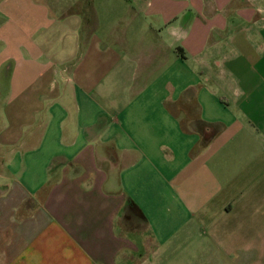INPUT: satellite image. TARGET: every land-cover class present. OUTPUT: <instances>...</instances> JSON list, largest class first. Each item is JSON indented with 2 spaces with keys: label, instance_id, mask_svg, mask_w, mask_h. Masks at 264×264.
Here are the masks:
<instances>
[{
  "label": "crops",
  "instance_id": "obj_1",
  "mask_svg": "<svg viewBox=\"0 0 264 264\" xmlns=\"http://www.w3.org/2000/svg\"><path fill=\"white\" fill-rule=\"evenodd\" d=\"M0 264H264V0H0Z\"/></svg>",
  "mask_w": 264,
  "mask_h": 264
}]
</instances>
